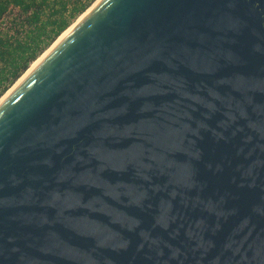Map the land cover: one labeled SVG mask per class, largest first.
Wrapping results in <instances>:
<instances>
[{"label": "water", "instance_id": "95a60500", "mask_svg": "<svg viewBox=\"0 0 264 264\" xmlns=\"http://www.w3.org/2000/svg\"><path fill=\"white\" fill-rule=\"evenodd\" d=\"M0 264H264V0H99L0 101Z\"/></svg>", "mask_w": 264, "mask_h": 264}, {"label": "trees", "instance_id": "16d2710c", "mask_svg": "<svg viewBox=\"0 0 264 264\" xmlns=\"http://www.w3.org/2000/svg\"><path fill=\"white\" fill-rule=\"evenodd\" d=\"M96 0H0V98Z\"/></svg>", "mask_w": 264, "mask_h": 264}, {"label": "rangeland", "instance_id": "374dc122", "mask_svg": "<svg viewBox=\"0 0 264 264\" xmlns=\"http://www.w3.org/2000/svg\"><path fill=\"white\" fill-rule=\"evenodd\" d=\"M96 2H98V0H96L82 15H80L72 24H71V26L65 31V32H67L70 28H72L92 7H93V5H95V3ZM64 32V33H65ZM64 33L62 34V35H60L59 36V38L53 43V44H51L50 45V47L33 63V64H31V66L29 67V69H31V67L45 54V53H47L49 50H50V48L51 47H53V45H55V43L56 42H58V40L64 35ZM29 69H28V71H29ZM28 71H26L19 79H18V81L26 74V73H28ZM17 81V82H18ZM17 82L15 83V84H17ZM15 84L0 98V100L8 93V92H10V90L15 86Z\"/></svg>", "mask_w": 264, "mask_h": 264}, {"label": "bare ground", "instance_id": "6f19581e", "mask_svg": "<svg viewBox=\"0 0 264 264\" xmlns=\"http://www.w3.org/2000/svg\"><path fill=\"white\" fill-rule=\"evenodd\" d=\"M98 1H99V0H98ZM96 3H97V2H96ZM70 29H72V28H70ZM70 29H69L67 32L64 33V35L58 40V42H59V41H60V40H61V39H62V38H63V37H64V36L70 31ZM58 42H56L55 44H57ZM53 46H54V45H53ZM51 48H52V47H51ZM51 48H50V49H51ZM45 54H46V53H45ZM45 54H44V55H45ZM44 55H43V56H44ZM43 56H42V57H43ZM42 57H41V58H42ZM41 58H40V59H41ZM40 59H39V60H40ZM39 60H38V61H39ZM38 61H37V62H38ZM37 62H36V63H37ZM36 63L31 67V69L36 65ZM31 69H29V71H30ZM27 71H28V70H27ZM29 71H28V72H29ZM26 74H27V73H26ZM26 74H25V75H26ZM25 75H24V76H25ZM24 76H23V77H24ZM23 77H22V78H23ZM22 78H21V79H22ZM21 79H20V80H21ZM20 80H19V81H20ZM19 81H18V82H19ZM18 82H17V83H18ZM15 86H16V84H15ZM15 86H14V87H15ZM14 87H13V88H14ZM13 88H12V89H13ZM12 89H11V90H12ZM11 90H10V91H11ZM8 93H9V92H8ZM8 93H7V94H8ZM7 94H6V95H7ZM6 95H5V96H6ZM5 96H4V97H5ZM4 97H3V98H4ZM3 98H2V99H3ZM2 99H1V100H2ZM1 100H0V101H1Z\"/></svg>", "mask_w": 264, "mask_h": 264}]
</instances>
